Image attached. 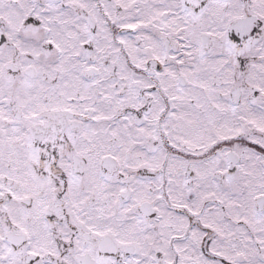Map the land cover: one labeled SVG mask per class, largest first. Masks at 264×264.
<instances>
[{"label": "snow or ice", "instance_id": "snow-or-ice-1", "mask_svg": "<svg viewBox=\"0 0 264 264\" xmlns=\"http://www.w3.org/2000/svg\"><path fill=\"white\" fill-rule=\"evenodd\" d=\"M0 264H264V0H0Z\"/></svg>", "mask_w": 264, "mask_h": 264}]
</instances>
